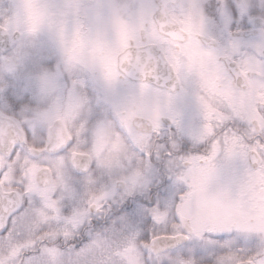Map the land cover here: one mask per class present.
Here are the masks:
<instances>
[{
	"label": "snow or ice",
	"instance_id": "snow-or-ice-1",
	"mask_svg": "<svg viewBox=\"0 0 264 264\" xmlns=\"http://www.w3.org/2000/svg\"><path fill=\"white\" fill-rule=\"evenodd\" d=\"M0 264H264V0H3Z\"/></svg>",
	"mask_w": 264,
	"mask_h": 264
},
{
	"label": "flooded vegetation",
	"instance_id": "flooded-vegetation-1",
	"mask_svg": "<svg viewBox=\"0 0 264 264\" xmlns=\"http://www.w3.org/2000/svg\"><path fill=\"white\" fill-rule=\"evenodd\" d=\"M129 39V36H128V34H127V32L125 31L124 33H123V35H122V45H123V47H122V50H124V49H126L127 47H128V45H127V40ZM122 87H128V85H122ZM81 180H83V177H81ZM85 189V186H84V184H81L78 188H77V190H84ZM85 195H86V193H85ZM85 195L84 196H77V200H82V199H84L85 198Z\"/></svg>",
	"mask_w": 264,
	"mask_h": 264
},
{
	"label": "rangeland",
	"instance_id": "rangeland-1",
	"mask_svg": "<svg viewBox=\"0 0 264 264\" xmlns=\"http://www.w3.org/2000/svg\"><path fill=\"white\" fill-rule=\"evenodd\" d=\"M3 3V0H0V4ZM85 195V189L84 190H77V196H84Z\"/></svg>",
	"mask_w": 264,
	"mask_h": 264
}]
</instances>
